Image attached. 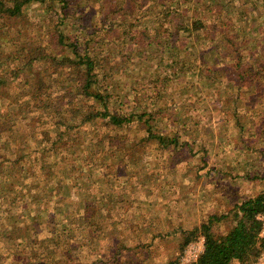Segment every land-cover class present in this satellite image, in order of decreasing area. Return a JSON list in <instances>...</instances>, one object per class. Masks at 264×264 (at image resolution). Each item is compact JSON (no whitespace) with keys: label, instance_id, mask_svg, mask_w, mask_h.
Here are the masks:
<instances>
[{"label":"rangeland","instance_id":"1","mask_svg":"<svg viewBox=\"0 0 264 264\" xmlns=\"http://www.w3.org/2000/svg\"><path fill=\"white\" fill-rule=\"evenodd\" d=\"M115 1L117 7L123 9L122 12L134 10L135 15H138L142 13L141 9H145V15L149 19H156L158 12L167 11L168 7L173 6L174 11L176 8L179 9L189 20L195 18L205 21L207 27H210L206 34L210 43L209 48L195 44L193 49L209 52L211 56L208 61L212 68H215L212 61L218 59L217 71L211 79L205 81L199 75L191 74L182 84H176L175 91L171 86L164 87L163 91L168 94L160 101H155L152 98L158 96L154 88L156 83L150 81L148 76L151 70L159 67L162 47L158 48L156 45V50L152 52L142 50L141 53H137L117 45L118 37L107 36L104 44L111 47L108 70L113 80L111 84H116L127 93L119 96L114 90L115 94L111 98L113 107L115 103L118 107L120 104L123 113L127 114L132 109L126 105L125 99H133L132 108L141 110L151 109L154 105L159 108L167 103L166 107L175 112V116L168 117L170 123L166 125L169 127L166 131L172 133L171 129L179 127L184 133L180 141L184 143L185 148L179 156L170 157L166 154L161 155L154 146L145 145L144 141H140L137 147L132 145L127 153L119 155L115 162L109 161L110 164H114V169L105 171L106 166L101 167L99 164L91 168L82 165L80 170L73 172V166L68 164L69 168L59 170L57 174L60 177L59 183H56L53 177L48 183L49 188L59 186L53 189L54 194L58 190L62 194L61 199L57 202L54 200L52 204L54 209L56 206L62 208L59 212L56 211L55 221L62 224L75 221L74 237H30L29 240L30 244L35 245L33 248L30 247L33 253L36 251L41 255V252H46L51 260H53L51 252L56 253L59 256L58 261H61L59 264H67L68 261H71L70 264L175 262L182 257L187 247L186 245L182 248L185 230L195 229L202 220L212 215L221 217V221L215 220L214 225L225 230L232 224L230 221L233 214L229 221L224 220L222 215L230 214L235 205L242 200L264 192V126L259 127L264 125V95L260 94L259 89H253L250 93L238 92L230 66L231 58L238 50L246 54V60L254 56L256 61L264 65V0ZM52 4V0H45L43 3L34 0L24 11L23 17L13 22L14 28L21 31L27 25L36 29L33 34L39 35L42 29H47L56 35L55 24L59 9L52 10L50 8ZM83 4L87 20L91 23L96 17L100 19L103 15L101 9L105 11L108 8V5L98 0H85ZM20 33L18 40L21 38L23 40L25 33L22 37ZM225 35L229 36L226 40ZM38 37L35 39L38 40ZM27 39L18 45L16 43L7 45L0 37V57L8 58V55L13 54L23 43H28ZM57 52L59 58L66 55L75 58L65 47H60ZM205 61V57L199 58L197 64ZM14 62L20 64L23 60ZM14 62L10 61V75L7 76L11 85L10 97L16 102L13 106L19 108L21 102L31 105L30 109L37 112L39 117L48 106L50 107L48 120L50 122L57 120L53 116L52 104L63 93L58 94V87L51 81L61 71L49 69L50 76L44 68L35 65L21 73V66L15 65ZM63 70L61 74L64 78L67 80L73 78L72 72L67 68ZM40 79L47 85L51 84L56 94L46 92V88L39 89ZM68 86L64 107L69 105L68 99H71V103L79 102L76 96L78 81L68 82ZM159 86L158 83L157 89H160ZM183 86L186 88H181ZM173 91L174 95H169ZM39 94L46 96L40 99ZM167 97L172 98L167 100ZM2 104L0 110L3 111L6 107L4 108L5 103ZM87 104L89 105V101L83 100L82 105ZM56 110L60 108L56 107ZM32 123L35 126L29 125L18 130L20 134L13 141L14 154L20 153L23 146H29L26 148L28 152L34 151L37 147L36 142L35 147L33 144L29 145V142L25 143L33 139V134L39 132V129L35 131L32 129L41 127L36 119ZM48 128L43 127L42 130ZM59 131L60 129L52 133L55 139L60 134ZM104 131H96L97 136L104 135ZM75 134L76 132L71 130V134L66 136L67 143L75 145V152H81L82 136ZM133 134L135 135V132ZM6 144H10V141ZM35 153L33 156L40 155V152ZM70 159L67 160L68 163H71ZM47 161L50 162L49 159ZM45 181L46 178L43 176L39 183L35 182L36 185L41 184L39 191L45 186ZM88 184L91 185L93 194L98 192V199L102 197L106 199V204L98 202V206L103 204L105 206L101 217L95 218L97 216L95 213V217L85 220V217L81 216L85 214L83 209L94 197L89 194ZM36 195L41 200L40 203L46 201L40 198V192ZM261 219L264 221V218ZM93 220L100 222V229L99 226H93L95 234L90 237ZM1 253H5V246L2 244Z\"/></svg>","mask_w":264,"mask_h":264},{"label":"trees","instance_id":"2","mask_svg":"<svg viewBox=\"0 0 264 264\" xmlns=\"http://www.w3.org/2000/svg\"><path fill=\"white\" fill-rule=\"evenodd\" d=\"M33 1L0 0V37L3 43L18 45L28 38V43H23L13 54H9L8 58L0 57V105L5 103L4 108L6 107L5 110H0V244L5 246V253L0 254V264H59L61 262L58 261L59 256L56 253L51 252L53 260L49 259L46 252H41V255L36 251L33 253L31 248L35 245L30 244L29 240L30 237H74L75 221L67 222V224L55 221L56 211L62 210L59 206L54 209L52 205L54 200L57 202L62 197L59 190L53 193V189L59 186L48 187L52 177L56 183H59L60 177L57 174L59 170L64 171V168H69L68 164L73 166V172L80 170L82 165L91 168L99 164L101 167L106 166L105 171L114 169V164H110L109 161L115 162L119 155L127 153L132 145L137 147L140 141H144L145 145L155 144L160 151L170 157H177L181 152L179 138L184 135L183 131L179 127L171 129L172 133L166 131L169 128L166 125L170 123L168 117L175 116V112L166 107L167 103L159 108L154 105L151 109L141 110L132 108L133 99H125L126 105L132 109L127 114L123 113V107L120 104L118 107L115 103L113 107L111 98L115 94L114 90L119 96L127 93L116 84H111L113 80L108 74L111 47L109 44H104L107 36L118 37L117 45L137 53H141L142 50L152 52L156 50V45L158 48L162 47L159 67L151 70L148 76L150 81L153 80L156 83L154 88L158 96L152 98L155 101H160L168 94L163 91L164 87L171 86L175 91L176 84H182L191 74L199 75L204 81L211 79L217 71L218 64V59L215 58L212 61L215 68H212L208 61L211 56L209 52L193 49L195 44L202 48H209L210 43L206 34L210 27H207V23L195 18L189 20L184 12L180 13L177 8L174 11L173 6L168 7L167 11L158 12L156 19H149L145 15V9H141L142 13L135 15L134 10L122 12L123 9L117 7L115 0H98L108 5V8L105 11L101 9L100 12L103 15L100 19L96 17L91 23L85 15L86 11L83 7L85 0H52L53 4L50 8L59 9L55 24L57 34L54 35L47 29H42L37 35L33 34L36 31L34 27L26 25L18 31L13 25V22L23 17L24 11ZM43 1L45 0H40L41 3ZM48 11L49 9L46 13ZM19 32H21L20 37L25 33L23 40L22 38L18 40ZM37 36H39L38 40L35 39ZM224 38L226 40L229 36L225 35ZM160 41L164 42L160 43ZM60 47L67 48L75 58L69 55L59 58L57 50ZM245 55L243 51L238 50L231 58L230 66L235 77L236 90L240 93H250L253 89H259L263 96L264 65L256 61L254 56L246 60ZM203 57L206 61L197 64L199 58ZM11 60L13 62L23 60L20 64L14 62L15 65L21 66V73H25L27 68L35 65L44 68L50 76L49 69L60 70L63 73V69L67 68L73 73L72 79L67 80L60 73L51 81L58 87V94L63 93L52 104L53 116L57 120L52 122L48 120L50 114L48 106H46L48 109L43 111L46 114H39L42 115L41 117L30 109L31 105L21 102L19 108L13 106L16 102L10 97L11 85L7 78L10 75ZM73 80L78 81L76 96L79 102L74 101L76 103L74 105L75 103H71V99H68L69 105L64 107L68 82ZM158 83L160 89H157ZM43 88H46V92L50 94H56L51 84L47 85L40 79L39 89ZM7 89L10 90L7 91ZM174 91L169 95H174ZM44 96L46 94H39L38 98L44 99ZM169 98L172 97L166 99ZM3 100L6 102H1ZM83 100H88L89 105H82ZM56 107L60 110H56ZM35 119L41 127L33 128L32 131L39 129L40 133L33 134V139L25 143L29 142V145L37 143V147L34 145V151L28 152L26 148L29 146H23L20 153L14 154L13 141L20 134L18 130L25 129L29 125L35 126L32 123ZM43 121L46 122L43 123ZM163 123L165 124L162 125ZM54 125L56 126L53 127ZM42 126L50 129L42 130ZM261 126L264 125L259 127ZM58 129L60 134L55 139L52 133ZM71 130L82 136L83 150L81 152H75V145L67 143L66 136L71 134ZM101 130H105L104 135L97 136V132ZM9 141L10 144H6ZM36 151L40 152L39 156H33ZM37 157L39 158L35 159ZM69 158L71 163L67 162ZM4 173L6 175H3ZM43 176L46 178L45 186L39 191L41 184L36 185L35 182L39 183ZM88 187L89 194L94 197L83 209L86 215L81 216H84L85 220L95 217V213L97 215L95 218L101 217L104 204L98 206V202L106 201L104 197L98 199L97 191L93 194L90 184ZM39 192L40 198L46 199L44 203H40L41 200L36 195ZM1 202L5 203L1 204ZM232 210L230 214L222 215L224 220L229 221L233 214L230 221L232 224L225 230L214 225L215 220L221 221V217L212 215L202 220L195 229L183 232L182 248L199 236L205 238V248L198 264H253L259 257L264 249V235H262L264 221L260 218L264 215V192L242 200ZM91 226L90 237H93L95 234L93 226H99L100 229V222L93 220ZM18 232L23 234L20 235ZM70 262L68 261L67 264ZM172 263L174 262L171 261L169 264Z\"/></svg>","mask_w":264,"mask_h":264},{"label":"built area","instance_id":"3","mask_svg":"<svg viewBox=\"0 0 264 264\" xmlns=\"http://www.w3.org/2000/svg\"><path fill=\"white\" fill-rule=\"evenodd\" d=\"M260 218H264L262 215ZM205 248V238L203 236L198 237L196 240L190 242L182 257L176 260L172 264H198V260ZM253 264H264V249L260 253L259 257L253 262Z\"/></svg>","mask_w":264,"mask_h":264},{"label":"crops","instance_id":"4","mask_svg":"<svg viewBox=\"0 0 264 264\" xmlns=\"http://www.w3.org/2000/svg\"><path fill=\"white\" fill-rule=\"evenodd\" d=\"M183 138V137H182ZM180 139L181 138H179V144L181 145V149H180V151H182L184 148H185V146H184V143H182L181 141H180ZM151 144V143H150ZM151 146H154L160 153H161V155L162 154H164L162 151H160L159 149H158V147L155 145V144H151ZM180 154V153H179ZM174 157V156H173ZM105 204H106V201H105ZM102 206V205H101ZM105 207V206H104ZM122 223L124 224L125 222L124 221H122ZM121 223V224H122ZM197 227V226H196ZM200 237V236H199Z\"/></svg>","mask_w":264,"mask_h":264}]
</instances>
